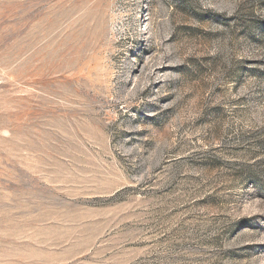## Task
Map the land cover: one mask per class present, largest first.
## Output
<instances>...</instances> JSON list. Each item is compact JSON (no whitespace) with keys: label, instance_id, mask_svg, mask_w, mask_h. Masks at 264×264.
Instances as JSON below:
<instances>
[{"label":"rangeland","instance_id":"obj_1","mask_svg":"<svg viewBox=\"0 0 264 264\" xmlns=\"http://www.w3.org/2000/svg\"><path fill=\"white\" fill-rule=\"evenodd\" d=\"M0 264H264V0H0Z\"/></svg>","mask_w":264,"mask_h":264}]
</instances>
